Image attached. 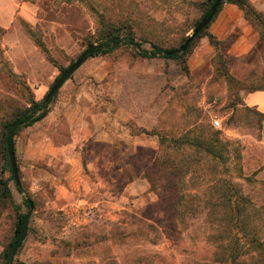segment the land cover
Instances as JSON below:
<instances>
[{
	"label": "rangeland",
	"instance_id": "obj_1",
	"mask_svg": "<svg viewBox=\"0 0 264 264\" xmlns=\"http://www.w3.org/2000/svg\"><path fill=\"white\" fill-rule=\"evenodd\" d=\"M193 1L206 0H0V21L8 20L6 27L0 24V182L11 191V197L0 192V264L18 216L30 210L26 197L34 209L14 264H216L231 242L230 232H236L226 219V183L244 198L251 226L264 232V117L244 102L247 89H264V45L258 35L235 44L237 32L220 45L236 85L218 77L216 49L206 37L183 59L140 55L153 44L181 46L203 15ZM250 2L264 15V0ZM121 16L131 18L141 46L88 58L51 103L79 95L95 113L116 118L110 130L115 144L85 136L74 150L66 136H55L59 151H42L34 138L46 126L20 129L14 140L21 193L7 163L4 125L31 98L42 100L61 69L97 40L102 17ZM34 39L42 40L43 48ZM211 126L232 142L229 163L219 161L215 168L203 155L175 152L169 157L177 167L173 182L154 172L163 135L177 139ZM72 150L84 175L79 191L88 188L85 199L66 192ZM186 161L194 162L185 175Z\"/></svg>",
	"mask_w": 264,
	"mask_h": 264
},
{
	"label": "trees",
	"instance_id": "obj_2",
	"mask_svg": "<svg viewBox=\"0 0 264 264\" xmlns=\"http://www.w3.org/2000/svg\"><path fill=\"white\" fill-rule=\"evenodd\" d=\"M214 2L215 0H206L200 3L193 1L191 2V4H193L195 7H200L203 10V15L201 17L202 20L204 16L208 14ZM225 4H232L236 6L243 13V17L246 20V22L257 33L259 42L264 45L263 13L259 12L252 5L250 0H224V2L219 8L217 15L214 17L213 21L221 12ZM201 20L197 22L196 26L201 22ZM213 21L211 22V24L213 23ZM100 24H101V28L99 30V37L91 45L101 44L102 48L97 49L91 57L97 55H109L123 47H129L133 45H136L137 47L141 46V43L139 42H137L138 44H136V33L134 32V25L132 24L131 18L129 16L126 17L121 16L115 19H107L105 17H102V19L100 20ZM210 25L205 29H203V31L190 44L188 49L181 54H174L172 56H168L165 54V51H172L178 48L172 47L165 49L162 46L153 44L152 50L142 51L140 55L146 58H154L160 56L164 59H172V60L183 59L189 53L191 47L193 46V44L197 39L202 37H208L211 45L216 49V54L214 57V66L216 68L218 77L224 78L230 84L236 85V83L238 82L230 72L227 55L223 53L220 49V45L222 44V42L220 40H217L216 37L209 32ZM1 30H3V28L0 26V31ZM187 38H184L182 40L181 46H183ZM34 41H36L38 46L43 48L42 40L34 39ZM66 70L67 69H61V75ZM247 91L249 93H253L256 91H264V89L250 88L247 89ZM55 95L52 98H50L48 101H45L47 95L40 101L36 100L35 98H31L29 100L28 105L25 108L18 109L14 112L13 119L4 125L3 145L6 151H7L6 135L11 125L13 123L16 124V127L12 129L14 135H16L20 129L31 127L36 123L42 121L48 115L50 110V105ZM241 101L243 102V100ZM245 107L248 110L253 109L247 106L246 104ZM257 114L264 117V113L257 111ZM222 133H223L222 130H216L214 126H211L207 129L206 128L198 129L197 135H193V133H188L186 134V136L177 139L163 135L160 138V146L162 148L163 154L162 157L161 156L158 157V159L154 163V167H153L154 172L166 173L171 178L170 181L173 182L172 178L176 176L177 167L174 161L169 157L174 156L175 152H181L183 154H186L187 157H201L200 155H203L202 158L205 159L209 158L212 162H214L215 168H216L215 164L219 163V161L220 162L224 161L229 163L230 158L228 153L231 152L232 142L230 140H224L221 137ZM14 145H15V140H14ZM233 152L235 158L241 159L240 152L237 149H234ZM200 159L201 158H196L195 160L198 161ZM191 162L192 161H186L184 164L185 166L183 168V171L185 175L189 173V170L192 169V164H190ZM7 163L10 165V170L12 173L11 177L13 180H15L13 176L8 152H7ZM151 184L153 187L155 186L153 181H151ZM0 185L2 186V188L0 187L1 195L3 197H11V191L9 189L8 183L0 182ZM226 187L227 189L225 193V206L228 207V214L226 219L228 220L229 223L233 224V226L235 227L234 230H236V232L235 233L230 232L231 234L229 235H231V242L228 245H226L225 248L226 252H224V254L220 258H218L215 262L216 264H243L244 262H246L247 259L250 258V259H254L252 261V264H264L263 229L255 228L251 226L250 212L247 209V206L243 204L244 198L239 194L238 188L234 184H229V183H226ZM17 189L21 193H25L22 187L17 186ZM25 202L27 206L30 208V204L26 198H25ZM27 214L23 216H18V223H17L15 237L13 238L12 242L9 244V246L4 250L2 254L1 257L2 264H9V255L12 252L13 245L17 241L19 233L21 231L22 218ZM40 264H44V263H40Z\"/></svg>",
	"mask_w": 264,
	"mask_h": 264
},
{
	"label": "crops",
	"instance_id": "obj_3",
	"mask_svg": "<svg viewBox=\"0 0 264 264\" xmlns=\"http://www.w3.org/2000/svg\"><path fill=\"white\" fill-rule=\"evenodd\" d=\"M7 1L9 0H1V2L5 4ZM225 5L229 7L225 8ZM225 5L210 25L209 32L222 43L228 40V38H233L238 32L239 36L234 39L233 43L236 44L242 41V44H247L250 42V40L247 41L249 38L254 39V37L257 36L255 30L246 22L243 13L236 6L232 4ZM7 21L8 20L3 19V22L0 21V24L6 27ZM88 99L91 100V94H88ZM244 102L247 106L255 107L264 113V91L248 93L244 97ZM93 109L94 106L86 105L84 100L81 101L79 95L77 100L74 99L72 102H67L65 99L58 100L54 105H50L48 115L42 121L33 125L36 129L39 128V125L46 126L43 131H38L35 135V144L38 145L42 151H44L45 148L47 150L50 148L52 152H55L56 149L59 151L53 141L55 136H66L70 139L68 142L69 149L72 146L74 150H76L75 147L79 144L78 138L85 136L95 137L93 140L97 143L106 141L109 146L115 144V136L110 134V130L111 123L113 125L112 128L115 127L116 118L111 119L103 112L95 113ZM96 124L102 126L94 133ZM106 125L109 128L108 132L101 128ZM63 131L64 133H62ZM111 137L113 139H111ZM88 150H90L91 153L92 147H90V149L88 148ZM71 152L72 157H70V160L73 163V169L68 173L66 192L67 195L69 194L70 198H74L73 196L76 197V193H79V199H85L88 188L87 185H85V187L83 186V189L81 188V191H79L80 184L82 185L81 178L84 175H82L81 171H78L79 166L76 161L77 154H75V152L73 153V150L70 151V153Z\"/></svg>",
	"mask_w": 264,
	"mask_h": 264
},
{
	"label": "water",
	"instance_id": "obj_4",
	"mask_svg": "<svg viewBox=\"0 0 264 264\" xmlns=\"http://www.w3.org/2000/svg\"><path fill=\"white\" fill-rule=\"evenodd\" d=\"M223 2L224 0H215L208 14L204 16L201 22L193 29L192 33L188 36L183 46H181L180 48L176 50L165 51V54L168 56H172L174 54H181L185 52L190 46V44L194 41V39L203 31V29H205L211 24V22L213 21L214 17L217 15L219 8ZM100 48H102L101 44H95V45H91L90 47H88L81 54L78 60L72 65H70L67 68V70L56 80V82L53 84L52 88L50 89L49 93L47 94L45 101H48L50 98H52L56 94V92H58V90L65 84V82L69 80L71 76L83 65V63L88 58H90L97 49H100ZM14 127H16L15 123H13L7 131L6 145H7V152L9 155V160L11 163V168H12L13 176L15 178V182L18 187H22L21 178L19 174V167H18L16 154H15V145H14L15 135L12 130ZM26 199L28 200L30 204V210L28 214L22 218L21 231L19 233L17 241L13 245L12 252L9 255V264H14L15 256L18 250L20 249V247L22 246L28 234L29 221H30V217L32 215L33 209H34V204L30 198L26 197Z\"/></svg>",
	"mask_w": 264,
	"mask_h": 264
},
{
	"label": "built area",
	"instance_id": "obj_5",
	"mask_svg": "<svg viewBox=\"0 0 264 264\" xmlns=\"http://www.w3.org/2000/svg\"><path fill=\"white\" fill-rule=\"evenodd\" d=\"M214 125H215L216 128L220 127V123L218 121H216Z\"/></svg>",
	"mask_w": 264,
	"mask_h": 264
}]
</instances>
